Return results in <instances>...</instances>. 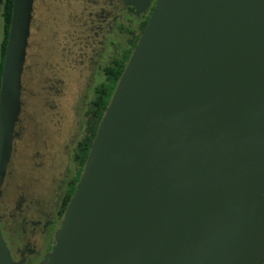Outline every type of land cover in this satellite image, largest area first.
Wrapping results in <instances>:
<instances>
[{"label":"water","instance_id":"95a60500","mask_svg":"<svg viewBox=\"0 0 264 264\" xmlns=\"http://www.w3.org/2000/svg\"><path fill=\"white\" fill-rule=\"evenodd\" d=\"M32 5L11 0L0 179ZM53 235L38 264H264V0L154 2Z\"/></svg>","mask_w":264,"mask_h":264},{"label":"rangeland","instance_id":"374dc122","mask_svg":"<svg viewBox=\"0 0 264 264\" xmlns=\"http://www.w3.org/2000/svg\"><path fill=\"white\" fill-rule=\"evenodd\" d=\"M150 1L132 0L131 5L140 13L139 7L148 6ZM41 2L33 12L40 23L38 29H34L33 23L35 27L37 24L30 19L14 120L16 137L7 170L0 179V214L9 213L21 197L26 203L23 210L31 209L21 211L16 218L0 220V230L13 264H38L42 259L47 227L43 223L30 225L24 221L40 220L42 215L23 216L36 208L46 211L57 184L71 173V151L82 132V111L93 86L102 77L101 67L112 50L109 41L122 42L124 33L118 31V25L133 28L136 19L132 17L133 21L128 23L123 17L120 24L112 26L111 33L105 31L95 37L93 25L84 19L87 11L92 10H81L70 3V7H75L73 15L85 22L78 27L80 22L73 20L63 0ZM32 3L34 5L35 0ZM118 10L113 9V12L118 13ZM86 27L90 29L83 32ZM93 51L95 54L90 56ZM87 56L96 63H89ZM59 221L51 219L55 229ZM31 238L34 239L33 251L26 257L23 249Z\"/></svg>","mask_w":264,"mask_h":264},{"label":"trees","instance_id":"16d2710c","mask_svg":"<svg viewBox=\"0 0 264 264\" xmlns=\"http://www.w3.org/2000/svg\"><path fill=\"white\" fill-rule=\"evenodd\" d=\"M10 11L11 0H1L0 72L10 19ZM150 11L148 12L146 17H143L142 20L137 23L136 27H134L133 30L128 28L124 29V36L122 37V42L113 43L111 47V53L108 56V60L101 67L102 77L100 81L93 86L91 96L89 100L85 103L84 109L82 111V132L79 138L76 140L74 146L72 147L71 173L67 177L66 183L63 187L62 194L57 205L55 214L57 220L61 218L65 205L67 204L69 198L75 191V185L82 172L83 165L87 158V154L89 152V148L93 140L98 122L108 104L111 93L113 92L114 86L123 70L125 62L131 50L134 48L135 43L145 26ZM50 244H47L46 251L50 249Z\"/></svg>","mask_w":264,"mask_h":264},{"label":"flooded vegetation","instance_id":"af4514ba","mask_svg":"<svg viewBox=\"0 0 264 264\" xmlns=\"http://www.w3.org/2000/svg\"><path fill=\"white\" fill-rule=\"evenodd\" d=\"M41 1L44 0H35V4L32 7V12H31V18L32 20H34V22L37 24L35 27V24L33 23L34 29H38V26L40 25V23L38 22L39 20L37 19V17H34V9L37 8V4H42ZM48 2L51 0H47ZM56 1H62V0H56ZM155 2V0H151L149 2L148 6H144V7H139V10L141 11L140 13H136L135 10H137V7H133L131 4L132 0H63L64 5H66L67 7H69V13L73 15V10H75V7L81 10H92V11H87V16L84 18L86 19V21L90 22V24L93 25V28L95 29L94 32H92L93 36L95 37H100L105 31L108 32H112V26L113 25H117L120 24L119 22L122 20V18L124 17V20L128 21V23L132 22L133 19H131L132 17H136L135 19V26L137 25V23L139 21L142 20L143 17H146L148 12L151 10L153 3ZM70 3L74 4L75 7H70ZM113 9H119L118 13H114ZM69 16L71 17L72 20V15ZM135 15V16H134ZM73 20L75 22H80L77 26L81 27L82 25H85V22H83L82 19H80L77 15H73ZM119 17V18H118ZM31 20V21H32ZM132 20V21H129ZM71 26L73 25V21L70 24ZM133 28H129L128 26H123V25H118V31H120V33H124V29L128 28V29H134ZM90 28L86 27L84 28L83 32H87ZM123 31V32H122ZM104 38V37H103ZM97 42H100V40L98 39ZM113 40L109 41V45L112 46L113 45ZM116 43V42H115ZM92 54H95V51H93L90 56ZM85 57V56H84ZM87 60H89V63H96V60H94L92 57L91 59L87 56ZM103 66V65H102ZM7 170V169H6ZM67 178L64 181H61L57 184L56 188L53 191V198L51 203L49 204L48 208L46 211H42L41 209H33V213H29L28 215H24V218H33L38 216L39 214L42 215V218L40 220H33V219H26L24 220L25 222H27L30 225H36L37 223H43V225H46L47 227V234L44 236L45 241H44V248H43V253L47 250L46 246L47 244L51 242L52 240V234H53V230L54 225L51 222V219L53 220L54 218L56 219V209H57V205L60 199V196L62 194V190L63 187L66 183ZM24 198L21 197L18 199L17 203H16V207L13 208L11 211H9V213H7L6 215L4 214H0V220L6 219L7 217H10V219H12L11 217L16 218V216H18L21 211H27V209L31 210L30 207L27 208L26 210H23L24 206H26V203H23ZM57 204V205H56ZM54 209V210H53ZM14 215V216H13ZM13 218V219H14ZM57 220V219H56ZM1 232V230H0ZM30 233V232H29ZM2 235V232H1ZM3 237V236H2ZM4 240V238H3ZM5 245L7 246L5 240H4ZM34 243V239L31 238L29 241L26 242V246L23 249V255H25L26 257L28 256V254L30 253V251H33L31 249L32 245ZM8 248V247H7ZM42 253V255H43Z\"/></svg>","mask_w":264,"mask_h":264}]
</instances>
